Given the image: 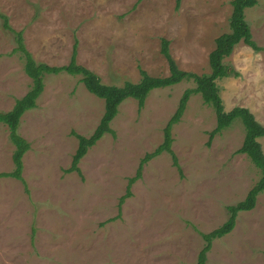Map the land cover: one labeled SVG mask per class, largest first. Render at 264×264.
<instances>
[{
  "label": "rangeland",
  "instance_id": "374dc122",
  "mask_svg": "<svg viewBox=\"0 0 264 264\" xmlns=\"http://www.w3.org/2000/svg\"><path fill=\"white\" fill-rule=\"evenodd\" d=\"M233 0H0V14L23 32L36 63H77L106 85L138 83L140 69L170 75L162 40L180 70L211 73L216 39L230 32ZM256 51L238 43L222 62L229 75L216 80L225 112L247 108L264 125V0L245 10ZM15 33L0 19V112L12 110L33 84L24 71ZM82 76L45 74L35 108L21 118L18 134L29 144L24 182L0 177V264H195L201 234L221 227L228 207L243 201L262 173L246 154L240 120L210 141L214 108L190 97L172 128V151L144 164L132 196L119 206L141 160L164 141L165 127L192 80L153 89L139 110L124 100L105 134L66 173L90 137L105 102ZM74 133V135H73ZM258 141L264 152V136ZM210 142V144H209ZM15 144L0 124V175L14 170ZM205 264H264V192L254 209L239 212L230 234L213 242Z\"/></svg>",
  "mask_w": 264,
  "mask_h": 264
},
{
  "label": "trees",
  "instance_id": "16d2710c",
  "mask_svg": "<svg viewBox=\"0 0 264 264\" xmlns=\"http://www.w3.org/2000/svg\"><path fill=\"white\" fill-rule=\"evenodd\" d=\"M141 1L143 0H139V2ZM181 1L182 0H176V7L181 4ZM231 4L233 9L229 19L230 32L222 34L215 41L216 47L209 56L211 73L198 75L180 70L170 54L169 41L163 39L161 53L168 62L170 75L167 77H152L146 71L140 69L141 80L138 83L126 82L123 86L106 85L101 81L98 75L79 65L76 60V48L69 65L51 67L44 63H36L32 55L25 48L23 32L13 31L9 25L7 16L0 14L4 29L15 33L18 44L17 51L22 53L24 59V71L33 82L31 89L22 98L16 100L12 110L5 113L0 112V124L2 123L9 127L10 139L12 143L15 144V152L13 155L15 168L10 173L1 174L0 177H12L24 182L22 176V158L28 151L29 144L17 131L22 116L27 111L36 107L37 99L43 93V79L45 74H60L66 72L73 76H82L81 81L88 91L98 98L103 99L105 102L104 115L94 133L88 138L76 135L79 139V147L74 155L71 167L65 170L66 173H72L74 171L79 173L80 171L79 168H77V164L86 155L88 149L94 146L105 134L111 133L115 135L110 127V123L118 114V108L124 100L128 98L135 99L138 103L139 110H141L144 107L149 93L153 89L170 87L183 80H192L195 87L189 88L183 93L176 112L165 127L163 143L158 146L154 152L147 153L141 160L136 176L129 179L125 195L121 197L119 206L124 203L125 199L132 196V185L142 176L144 164L155 157H158L164 152L170 154L173 165L180 170L178 159L172 151V128L180 122L191 96L200 94L204 103L215 110L217 127L210 133V141L216 134L231 127L236 120H240L245 128V139L238 153L246 154L250 161L261 170L262 176L248 192L243 201L227 208L230 217L221 227L209 234H201L205 241V246L200 252L195 264H205L213 242L230 234L235 227L238 213L254 209L258 195L264 192V152L258 141V139L264 136V125L257 122L256 119H254V115H252L247 108L235 107L231 112H225L219 95V88L216 84L217 79L229 75L230 68L226 67L222 61L231 55L235 45L243 42L256 51L261 49L256 46L252 40L250 26L245 20V10L254 7L257 4V0H233Z\"/></svg>",
  "mask_w": 264,
  "mask_h": 264
}]
</instances>
